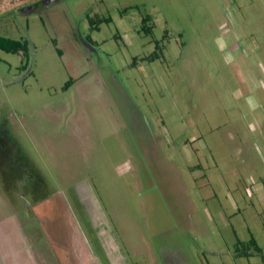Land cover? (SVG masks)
<instances>
[{
	"label": "rangeland",
	"instance_id": "rangeland-1",
	"mask_svg": "<svg viewBox=\"0 0 264 264\" xmlns=\"http://www.w3.org/2000/svg\"><path fill=\"white\" fill-rule=\"evenodd\" d=\"M142 1L0 0V264H264V0Z\"/></svg>",
	"mask_w": 264,
	"mask_h": 264
},
{
	"label": "crops",
	"instance_id": "crops-1",
	"mask_svg": "<svg viewBox=\"0 0 264 264\" xmlns=\"http://www.w3.org/2000/svg\"><path fill=\"white\" fill-rule=\"evenodd\" d=\"M69 245L67 250L64 251V253L59 252L58 250L53 252L54 255H57V259H51L49 257H51L50 255L46 254L45 257H41V261L44 262V264H47L48 262H51V264H73V262H75L74 264H94V249H91L90 245H88V242H84L86 245H88L86 249L84 248L83 253L82 254V247H81V251L79 249H76V242H68ZM78 244V242H77ZM64 247V246H63ZM80 248V247H79ZM13 251V250H12ZM14 253V252H12ZM36 255V254H35ZM37 258L35 259L36 261L40 262L38 255H36Z\"/></svg>",
	"mask_w": 264,
	"mask_h": 264
},
{
	"label": "trees",
	"instance_id": "trees-1",
	"mask_svg": "<svg viewBox=\"0 0 264 264\" xmlns=\"http://www.w3.org/2000/svg\"><path fill=\"white\" fill-rule=\"evenodd\" d=\"M28 41L25 39H15L10 37H5L0 35V49L7 52H22L27 53L28 51ZM72 84L71 82L67 84V87Z\"/></svg>",
	"mask_w": 264,
	"mask_h": 264
},
{
	"label": "flooded vegetation",
	"instance_id": "flooded-vegetation-1",
	"mask_svg": "<svg viewBox=\"0 0 264 264\" xmlns=\"http://www.w3.org/2000/svg\"><path fill=\"white\" fill-rule=\"evenodd\" d=\"M148 0H143L142 2H141V13H142V18H148V20H152V21H154L155 20V18H154V16H153V14H152V12L148 9V7H151L152 8V6L150 5V3L149 2H147ZM154 7H156V6H154ZM143 20H147V19H143ZM6 37H10V36H6ZM10 38H12V37H10ZM16 39V38H15Z\"/></svg>",
	"mask_w": 264,
	"mask_h": 264
}]
</instances>
